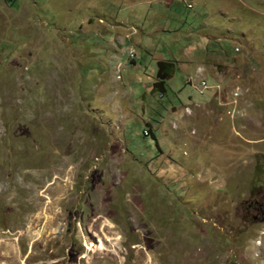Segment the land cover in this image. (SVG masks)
Returning <instances> with one entry per match:
<instances>
[{
    "label": "rangeland",
    "instance_id": "obj_1",
    "mask_svg": "<svg viewBox=\"0 0 264 264\" xmlns=\"http://www.w3.org/2000/svg\"><path fill=\"white\" fill-rule=\"evenodd\" d=\"M261 204L264 0H0V264H264Z\"/></svg>",
    "mask_w": 264,
    "mask_h": 264
},
{
    "label": "trees",
    "instance_id": "obj_2",
    "mask_svg": "<svg viewBox=\"0 0 264 264\" xmlns=\"http://www.w3.org/2000/svg\"><path fill=\"white\" fill-rule=\"evenodd\" d=\"M191 8V6H188ZM159 71H158V78L162 81L158 82L157 85L161 86L164 84V80L171 77V74L174 70V63L172 61H161L158 63Z\"/></svg>",
    "mask_w": 264,
    "mask_h": 264
},
{
    "label": "flooded vegetation",
    "instance_id": "obj_3",
    "mask_svg": "<svg viewBox=\"0 0 264 264\" xmlns=\"http://www.w3.org/2000/svg\"><path fill=\"white\" fill-rule=\"evenodd\" d=\"M255 207V206H254ZM258 211H259V213H261L263 216H264V206L261 204V205H259V207L257 208V207H255Z\"/></svg>",
    "mask_w": 264,
    "mask_h": 264
},
{
    "label": "crops",
    "instance_id": "obj_4",
    "mask_svg": "<svg viewBox=\"0 0 264 264\" xmlns=\"http://www.w3.org/2000/svg\"><path fill=\"white\" fill-rule=\"evenodd\" d=\"M162 61H163V60H162ZM170 61H172V62H173V60H170ZM159 62H161V61H159ZM174 62H175V60H174ZM174 62H173V63H174ZM174 64H175V63H174Z\"/></svg>",
    "mask_w": 264,
    "mask_h": 264
}]
</instances>
